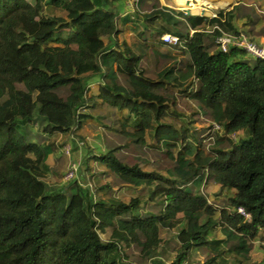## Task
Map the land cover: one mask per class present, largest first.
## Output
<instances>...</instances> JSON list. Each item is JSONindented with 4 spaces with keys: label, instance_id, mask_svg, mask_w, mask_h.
<instances>
[{
    "label": "trees",
    "instance_id": "1",
    "mask_svg": "<svg viewBox=\"0 0 264 264\" xmlns=\"http://www.w3.org/2000/svg\"><path fill=\"white\" fill-rule=\"evenodd\" d=\"M117 1L0 0V264H134L124 253L133 247L140 258L160 264L154 260L159 230L180 224L185 227L176 235L171 264H184L193 249L209 253L197 264H219L222 243L241 264L237 259L249 256L264 229V61L249 64L244 51L221 52L209 41L221 34L214 25L242 34L232 24L233 12L225 17L220 11L218 19L188 15L158 0H132L130 16L165 24H145L138 39L155 34L159 48L148 40L137 52L118 43V21L126 25L130 16L112 11ZM44 5L65 17L44 14ZM165 35L178 43L165 45ZM163 45L170 51L160 52ZM92 79L99 84L96 95L90 94ZM178 95L195 101L221 129L216 149L205 143L212 133L199 141L192 129L164 121L175 114ZM95 98L126 112L119 119L123 139L165 156L166 177L124 163L119 146L91 157L117 183L146 188L148 200L158 202L155 213H140L137 198L95 199L76 180L62 187L45 183L50 146L33 140V128H42L37 138L70 135L82 127L87 115L81 110L94 106ZM232 135L239 137L232 141ZM210 182L231 192L226 206L217 208L194 192ZM216 229L226 232L224 241L207 239ZM107 231L104 242L100 234Z\"/></svg>",
    "mask_w": 264,
    "mask_h": 264
},
{
    "label": "rangeland",
    "instance_id": "2",
    "mask_svg": "<svg viewBox=\"0 0 264 264\" xmlns=\"http://www.w3.org/2000/svg\"><path fill=\"white\" fill-rule=\"evenodd\" d=\"M163 1L164 4L166 3L168 5L169 10L171 9L175 12L182 11L188 13V15L210 17L213 14L217 15L220 11H223L226 17L228 12H233L232 20L241 23L239 27L242 28H247L251 20H254L255 17L261 19V24L264 23V10L252 0H183L185 2L184 5L179 4L178 0ZM132 3V0L117 1L112 7V11L117 16L121 17L126 15V17H129L132 15L133 10L135 11ZM238 3V6H234V4ZM246 5L251 6L248 11H245V8H247ZM188 6H190V10ZM44 14L65 17V13L55 10L49 5H44ZM129 19L130 22L126 25H123L120 19L118 21V29L121 31L118 35V43L121 44L125 41L137 52L138 44L142 42L138 39L137 34L144 29V25L150 24L153 27L159 28L164 24L160 19L154 22L145 20L142 14L139 17L134 16V18L130 16ZM242 34L247 36L245 32ZM158 40V37L153 34L152 37H147L146 41L142 43L146 44L148 41L149 46L151 45L150 47L155 45L156 48H159V45L156 44ZM209 41L214 42V38L211 37ZM104 42L107 46L110 44V40L107 38L104 39ZM162 47L167 49L165 52L170 51L168 47L164 45ZM211 50H216V48L213 47ZM175 55L178 56L177 53ZM245 60L249 64H254L255 62V59L250 56H246ZM148 67L150 69L154 68L151 63L148 64ZM97 82V79H92L89 82L91 95H96L97 93V87L99 85ZM94 103L95 105L92 107L82 108L81 113L87 115V119L82 123L80 129L73 130L70 135L65 136L64 134L54 132L52 134H45L43 138H37L42 128H33V140L39 144L51 147H45L48 153L46 165L49 169L47 176L44 178L45 183L51 187H62L70 181L76 180L82 187H88L95 199L107 200L109 198H115L124 203H128L130 200L137 198L141 202L139 208L140 213H155L156 210L154 211L152 208L153 202H158L148 200L149 193L146 188H135L130 185L117 183L115 177L108 169L96 163L91 157L93 155L103 154L109 148L119 146L121 149L117 153L119 157L121 156L124 163L128 165L136 164L145 172H155L166 177V169L169 164L165 156L162 153H156L150 147H133L129 141L123 139L119 134V119L126 115V112H118L117 109L102 102L98 98H95ZM174 112V115H170L164 121L173 125L176 129L180 127L192 129L191 131L196 134L197 140L199 141L201 137L204 136L205 138L212 133L211 135L213 137L207 138L205 143H208L207 147L209 149H216L218 147L215 144L213 145V142L215 139L218 140L219 137L221 138V129L210 121L209 117L201 111L195 101H191L183 95H178L176 110ZM209 126H213V129L208 132ZM238 137L239 135H232L231 139L232 141H236ZM28 138L30 137L28 136ZM146 141L149 146L155 145V142L148 137ZM72 165L75 166L76 172L69 178V170L72 169ZM105 185L109 187L104 188ZM194 192H199L206 196L209 203L215 204L217 208L226 206L227 198L231 196V192L227 190L220 191V188L212 182L203 184L200 189L194 188ZM184 227L183 224H180L172 230H159L161 243L156 250L154 260H158L160 264H171L173 262L175 248L178 245L176 235ZM100 236L104 242L109 241L110 231L100 234ZM226 236L227 234L224 230L216 229L210 231L207 239L222 242ZM252 245L253 247L249 256L245 259L239 257L237 260L241 264H264V229L252 241ZM220 248L224 249L225 252L219 258V264H236L234 254L225 248L224 243L220 244ZM124 253L129 256V260L134 264H151L150 260H146L144 257L140 258L139 251L134 247L125 249ZM208 256L209 253L205 250L193 249L188 261L184 264L203 263Z\"/></svg>",
    "mask_w": 264,
    "mask_h": 264
},
{
    "label": "built area",
    "instance_id": "3",
    "mask_svg": "<svg viewBox=\"0 0 264 264\" xmlns=\"http://www.w3.org/2000/svg\"><path fill=\"white\" fill-rule=\"evenodd\" d=\"M208 18L218 19V15L213 14ZM213 28L217 29L221 33L220 35L214 38V42L216 43L219 51L226 52L231 48L240 49L244 51L247 56H250L253 59H260L264 61V45H259L255 43L254 41H252L243 34H239V35L226 34L222 32L217 25H214ZM211 31H212L211 28H207L206 30L207 33H211ZM190 34H193L192 30L190 31ZM161 41L165 45H176L178 43V38L171 35H165L161 37ZM74 172H76V169L75 166L72 165V169L69 170V178L73 176ZM237 212L240 215H242L244 218L249 219V215H247L242 208L237 209Z\"/></svg>",
    "mask_w": 264,
    "mask_h": 264
},
{
    "label": "crops",
    "instance_id": "4",
    "mask_svg": "<svg viewBox=\"0 0 264 264\" xmlns=\"http://www.w3.org/2000/svg\"><path fill=\"white\" fill-rule=\"evenodd\" d=\"M161 6H165L168 7V5H166V3L164 4L163 0H158ZM171 1V0H170ZM174 1V0H172ZM188 1V0H185ZM253 2H255V4L259 5L260 7H262V9L264 10V0H252ZM252 3V2H251ZM185 4V2H184ZM238 6V4H234V6ZM189 7V6H188ZM247 8H245V11H248L249 8H251V6L246 5ZM190 10V7H189ZM242 10V9H241ZM185 13V12H184ZM188 14V13H185ZM260 20L258 17H255V19L251 20V22L249 23V26L247 28H242L239 27V25L241 23H239L238 21H233L232 20V24L233 26L236 28V30H239L241 33H246L247 36L252 39L254 42L258 43V44H264V23L261 24ZM162 50H164L162 52ZM166 48L165 47H161L160 48V52L165 53Z\"/></svg>",
    "mask_w": 264,
    "mask_h": 264
}]
</instances>
